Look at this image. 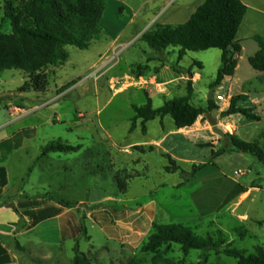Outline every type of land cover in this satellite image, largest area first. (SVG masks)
<instances>
[{
  "label": "rangeland",
  "instance_id": "rangeland-1",
  "mask_svg": "<svg viewBox=\"0 0 264 264\" xmlns=\"http://www.w3.org/2000/svg\"><path fill=\"white\" fill-rule=\"evenodd\" d=\"M164 3L165 0H107L100 38L87 49L68 45L70 57L50 69L53 74L46 91H20L28 78L21 70L0 73V162L6 164L8 172L6 176L0 168V195L18 198L21 190L34 201L51 192L79 201L89 200L90 189H101L113 197L107 205L120 209V216L112 214L113 222L98 212L107 228L94 220L91 204L78 202L76 211L80 218L86 214L91 237L79 234L76 240L67 238L61 242L54 221L36 226L29 234H9L13 225L9 222L16 220L19 232L21 220L13 207L3 206L0 231L11 244L17 239L26 246L25 253L18 252L23 257L21 264H72L77 243L95 264H198L205 259L210 264H238V259L224 250L253 253L256 246L264 247V165L253 155L227 151L212 158L213 148L198 146L206 136L203 132L193 133L186 128L176 131L175 122L168 115L163 147L176 157L180 169L173 171L178 173H166L163 165L169 164L170 154L165 150L145 160L152 170L142 168L141 158L136 161L139 154L135 149L140 145L133 144H148L161 132L158 118L150 122L148 135L142 131L141 119L136 131H129L136 115L133 105L145 104L146 93H159L150 84L144 87L134 83L142 80L141 75H152L160 69V64L151 69L148 57L159 59L163 65L172 62L170 66L184 74L181 88L166 96H153L155 107L166 99L185 95L188 80L192 79L193 104L207 109L208 99L213 98L219 106L213 114L220 117V126L225 131L244 140H258L264 147L263 73L249 62V57L259 50L257 40H242L236 74L212 88L211 82L221 66L219 48L189 51L179 65L178 48L171 47L172 52L166 54L156 52L139 39L158 23L156 14ZM4 4L5 0H0V28L11 32L9 20H4ZM120 43L121 47L115 48ZM195 61L201 62L202 67ZM197 73L201 78L194 83ZM242 92H247L249 98L240 104L254 107L262 116L260 121L242 114L223 116L230 103L229 96ZM15 104L20 106L18 114H11L10 108ZM200 119L201 125L212 127L206 116ZM213 133L217 139L212 144L215 150L229 145L225 134ZM57 141L81 148L52 152L47 159L35 162L43 146ZM127 145H133L130 147L133 152L125 153L122 148ZM195 164L201 168L184 181ZM142 175L158 178L153 184L140 178ZM6 181L9 186L2 189ZM154 221L184 223L203 236L222 230L226 242L218 249H193L188 254L177 243L158 253L144 252L143 245L153 231Z\"/></svg>",
  "mask_w": 264,
  "mask_h": 264
},
{
  "label": "trees",
  "instance_id": "trees-1",
  "mask_svg": "<svg viewBox=\"0 0 264 264\" xmlns=\"http://www.w3.org/2000/svg\"><path fill=\"white\" fill-rule=\"evenodd\" d=\"M107 0H5L3 6L4 20H9L11 32L0 28V73L9 69H18L27 75V80L20 87V91H46L53 74L50 69L65 63L69 57L68 45L80 49H87L94 40L100 38L102 29L100 22L103 18ZM248 6L242 0H205L184 23L162 24L156 23L152 29L141 35V40L147 42L156 52H164L170 47H178V63L189 51L208 50L219 48L222 52L221 66L211 87L216 88L222 84L226 77L236 74L239 64V55L243 49L242 43L237 39L240 26L247 13ZM259 44V50L249 57L254 69L263 73L264 81V36L256 34L253 37ZM202 67L201 62L195 61ZM194 94L193 80L187 83V93L184 96H175L165 100L159 106H154L153 98L146 93L147 102L143 105H133L136 115L132 119L130 131L137 127V121L142 120V129L146 132V123L149 120L170 115L178 129L191 128L201 118H205L207 111L219 108L213 98L208 99V107L203 108L192 103ZM247 92L235 94L230 98L229 106L222 112L223 116L242 114L253 121H260L262 116L254 111L252 106H243L247 101ZM229 145L212 149L211 157L216 158L227 151H239L251 154L264 165V147L258 140H244L234 133L225 131ZM202 146H213L211 142ZM81 148L68 142H52L42 149V155L50 152H72ZM139 149L145 150L143 146ZM180 169L176 160L169 155L168 172ZM201 168L195 164L189 180ZM186 174V171H183ZM43 196L68 207H76L78 202L64 199L54 193L47 192ZM101 224L109 228L104 220L97 216L114 219L112 214H119V208L104 203L90 207ZM98 210V211H97ZM120 216V215H118ZM86 214L79 218V225L73 237L84 234L87 237ZM103 218V217H102ZM25 225H22L23 228ZM152 233L143 245V251L158 253L162 248L170 249L177 243L188 254L193 249H218L225 244L223 231L216 234L198 235L195 230L184 223L153 222ZM68 231L64 225V239L68 238ZM80 237V236H79ZM16 248L25 250L16 239ZM75 256L72 264H95L92 258L80 251L78 243L75 246ZM224 252L238 259V264H264V247L258 245L255 252L246 250L228 249ZM16 264V263H8ZM198 264H210L206 259Z\"/></svg>",
  "mask_w": 264,
  "mask_h": 264
},
{
  "label": "crops",
  "instance_id": "crops-1",
  "mask_svg": "<svg viewBox=\"0 0 264 264\" xmlns=\"http://www.w3.org/2000/svg\"><path fill=\"white\" fill-rule=\"evenodd\" d=\"M165 1L166 3L163 4L162 8L156 14V17H158V22L162 24H180V23L186 22L191 17L192 13L202 3H204L205 0H165ZM242 1L248 6V10H247V13L244 17V20L237 34V39H239L241 43L243 39L253 38L254 35L256 34L264 35V0H242ZM141 35L139 39L141 38ZM121 45L122 43L118 44V46H116L115 48H119L121 47ZM242 47H243V43H242ZM177 50H179V48ZM164 52L165 54L172 52L171 47L165 50ZM146 60H147L148 66H150L151 69H154L155 66H157L158 64H160V69L155 73L150 71L152 72V75L151 74L147 76L141 75L140 78L142 80L138 79L134 83L139 84L144 87L147 84H150L152 87L157 88V90H159L158 91L159 93L151 94L150 96L152 98L154 95L156 96L169 95V92L175 89L181 88V86L184 84L183 83L184 74L172 68L170 66L172 62H168L167 64L163 65V62L159 61V59H156V58L150 59V57H148ZM176 62L178 63V52H177ZM178 64L180 65V62ZM200 78H201L200 73L194 74V83L197 82V80H199ZM231 97L232 96H229V98ZM253 99H251L252 103L256 104V101ZM18 106H19L18 104H15L13 107L10 108L11 114H18L17 113L18 111H16L18 109ZM21 109L26 110L25 108H22V107ZM24 112H27V111H24ZM166 116L163 119L161 117L155 118V119L158 118L159 120L161 132L157 136L150 139V142L148 144H145V145L133 144V145L143 146L145 149V150L135 149V151H137V153L139 154L136 161H138L141 158L140 164H144L142 165V168L148 167L150 168V170L153 169L151 165H146L145 160H149L148 158L149 156L150 157L152 156L151 154H155V155L159 154V150L167 151L174 158L169 148L163 147V143L166 141V135H167L165 132V126H164ZM155 119L147 121L146 132H144L142 129L145 135L149 134V124ZM201 123L202 121L201 119H199L194 124L193 127L186 128L189 131H192L193 133L203 132L206 135L205 138L203 137V140H201L200 142L201 144H199L198 146L204 145L205 143H208V142H211L212 144H214V142H217V139L215 137V134L213 133L212 127H210L209 125H201ZM136 129L134 131H136ZM179 130L181 129H178V128L176 129V131H179ZM134 131H130V132H134ZM198 141L200 140H196V143ZM133 145L124 146L122 149L125 151V153H131L133 151L130 150V147ZM147 147L149 148L147 149ZM201 147H204V146H201ZM210 147L211 149L212 148L215 149L216 146H210ZM42 149H41L40 155H38L35 158V162L37 161L41 162L47 159L49 154L52 153L50 152L46 155H42ZM174 159H176V157ZM163 166H167V165L164 164ZM0 168H3V170H5V175L8 176L7 167H6V164H4V162H0ZM30 169L32 171V167H30L29 170ZM166 173H178V172H174V171L168 172L167 171ZM140 178H144L145 180H147L146 182H149L150 180L151 183L154 184L156 182L153 180H156L158 177H155L154 179L153 176L151 177L149 175H146V176L142 175L140 176ZM180 178L182 177L180 176ZM184 181H185V178H184ZM8 186H9L8 182L6 181V183L3 184L2 189L7 188ZM90 190L92 191L90 192L91 195H89V200H87L86 198H83V199H80L79 201L76 200V202H80V203L87 202L88 204H91L90 206H93L99 203L107 204L110 202V198H113L111 197L110 194H108L106 191H103L101 189H98V190L90 189ZM18 195L21 197L15 198V196L12 195V196H9L8 198H4L6 197V195H0V208H3V206L13 207L16 213L18 214V216L20 217V220H21L20 225L21 226L25 225L23 228L20 229L19 232H16L17 228L15 227V225H17V221L13 220L9 222L10 224H13L12 230H8L9 234L14 235V236H17L18 234H29L35 229L36 226L42 225L48 221H54L61 235L60 236L61 242L66 240L64 239V225L66 226L67 231H68V234H67L68 238L75 239L73 235L77 231V227L79 225V218H80L75 207L68 208V207H65L57 203L54 200H51L45 197L44 198L39 197L33 201V198H31L30 196H27V195L24 196L25 192H22L21 190L19 191ZM72 201H75V200H72ZM95 213L96 212L92 210V214L95 217L94 220L104 227V225L101 224L100 220H98V218L95 216ZM21 245L26 250V246L23 244ZM25 250H20L16 248V243L11 244L6 239H4L3 234L0 231V264H8V263L21 264L23 257H20L18 255V252L22 254V253H25Z\"/></svg>",
  "mask_w": 264,
  "mask_h": 264
},
{
  "label": "water",
  "instance_id": "water-1",
  "mask_svg": "<svg viewBox=\"0 0 264 264\" xmlns=\"http://www.w3.org/2000/svg\"><path fill=\"white\" fill-rule=\"evenodd\" d=\"M190 77H193V75L190 74ZM210 97H212V93H210L209 98ZM205 115L208 122L212 126L213 131L221 136L224 135L225 130L220 126V117L214 115L212 111H207Z\"/></svg>",
  "mask_w": 264,
  "mask_h": 264
}]
</instances>
